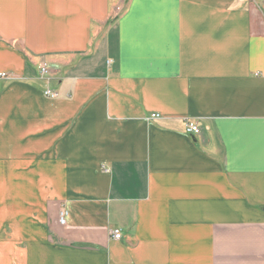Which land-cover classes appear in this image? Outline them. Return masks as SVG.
<instances>
[{
    "label": "crops",
    "instance_id": "obj_1",
    "mask_svg": "<svg viewBox=\"0 0 264 264\" xmlns=\"http://www.w3.org/2000/svg\"><path fill=\"white\" fill-rule=\"evenodd\" d=\"M0 73V264H264V0H0Z\"/></svg>",
    "mask_w": 264,
    "mask_h": 264
},
{
    "label": "built area",
    "instance_id": "obj_2",
    "mask_svg": "<svg viewBox=\"0 0 264 264\" xmlns=\"http://www.w3.org/2000/svg\"><path fill=\"white\" fill-rule=\"evenodd\" d=\"M39 70V75L42 78H47L49 77V71L48 68L46 66H40L38 68ZM8 75L6 73H0V79H5L7 78ZM43 95L46 98H50V99H56L58 98V93L56 91L51 90L50 88H47L44 90ZM158 117L157 115H151L150 118H156ZM185 132L187 134H190L192 136H198L200 134V128L198 126L197 123L193 122V121H187L185 123ZM59 223L63 224L64 223V218H63V213L60 214V218H59ZM111 238L114 240H120L121 239V232L119 229H115L111 231Z\"/></svg>",
    "mask_w": 264,
    "mask_h": 264
}]
</instances>
